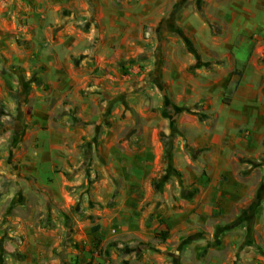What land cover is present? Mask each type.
I'll list each match as a JSON object with an SVG mask.
<instances>
[{
	"label": "crops",
	"instance_id": "1",
	"mask_svg": "<svg viewBox=\"0 0 264 264\" xmlns=\"http://www.w3.org/2000/svg\"><path fill=\"white\" fill-rule=\"evenodd\" d=\"M173 1L43 0L40 25H57L55 40L48 30L41 33L43 81L52 99L69 96L83 125L93 124L95 108L106 103L110 108L112 102L138 123L124 136L108 131L99 138L90 127L70 133L59 126L70 116H60V102L51 111L43 90L22 103L23 113L8 97L9 157L21 144L15 160L42 181L41 164L51 177L57 160L67 154L78 164L77 156L97 142L96 151L118 165L107 172L123 182V199L116 200L109 218L117 222L121 246L132 249L127 258L134 264H264V63L258 53L244 55L235 47L248 35H264V0H198L185 6H172ZM218 26L221 35L214 32ZM150 28L165 31L164 43L172 38L202 51L194 60L184 49V66L163 67L158 80L169 79L175 103L161 102L146 85L109 99L114 85L125 84L122 66L140 62L153 46L146 35ZM26 61L15 59L20 65ZM242 62L244 72L234 84ZM5 81L17 90L14 79ZM169 109L181 115L170 117ZM51 123L57 126L44 140L43 127ZM171 124L184 132L175 151L173 143L166 150L163 141H173ZM38 137L42 150L30 146ZM18 175L11 182L20 189V181H27L17 178L18 186ZM101 223V235L107 236V224ZM160 233L165 241H159Z\"/></svg>",
	"mask_w": 264,
	"mask_h": 264
},
{
	"label": "rangeland",
	"instance_id": "2",
	"mask_svg": "<svg viewBox=\"0 0 264 264\" xmlns=\"http://www.w3.org/2000/svg\"><path fill=\"white\" fill-rule=\"evenodd\" d=\"M42 1L0 0V264H134L132 259L127 258V255L132 256V249L121 246L118 232H113L118 229L117 222L109 218L116 207V200L123 199V182L116 180L114 176L110 179L108 174L112 168H118V165L113 158L107 159L96 151L97 142L92 143L91 151H83L80 157L77 156L78 164L69 160L67 154L66 158L57 160L51 177L46 178L48 167L41 164L39 169L44 174L41 175L42 181L32 173L23 172L20 161L15 160V154H18L16 151L21 149V144L15 148L12 157H9L11 147L4 138L8 120L6 116L10 111L6 106L10 101L8 97L16 102V108L23 113L22 103H28L30 95L31 100H36L39 91L43 90L51 111L59 102L64 106L59 109L60 116L70 118L59 126L61 131L70 133L90 127L93 134H99V138L100 134L108 131L124 136L138 123L133 121V117H126L122 106L114 108L115 103L112 102L110 108L107 103L95 108L93 124L83 125L78 116L81 110L70 104L69 96L61 100L52 99V93L48 92L49 88L43 81L47 66L41 59L42 47L46 45L42 42L41 33L42 29L48 30L53 33L55 40L57 25L54 28L52 25H40L43 21L42 12L39 11ZM196 1L198 0H175L172 6L178 2H182L184 6L187 3L195 4ZM164 32L146 29V35L152 37L153 46L141 53L140 62H127L122 66L124 72L121 77L125 84L114 85L108 92L109 99L116 101L122 94H126L128 88L138 86L142 89L146 85L161 102L175 103L176 97H171L172 92L167 91L169 79L158 80L163 67L174 69L176 65L184 66V49L192 53L194 60L198 59L196 56L202 51L191 42L181 45L174 43L172 38H165L164 43ZM214 32L221 35L223 29L218 26ZM246 41H243V45L241 41L235 46L236 52L241 49L244 55L258 53L260 61L264 63V35L257 32L248 35ZM47 43L50 46L51 42ZM16 58H26L28 64L20 65L15 62ZM195 63H189V68L195 69ZM239 66L234 84L244 72V62ZM148 74L151 75L147 79L150 82L147 81L146 84ZM7 78L15 80L17 90L14 92L11 91L10 84L5 83ZM168 111L165 114L170 117L181 115L176 109ZM55 126L52 123L45 125L44 136ZM182 129L178 124L170 125L168 133L176 134L173 141L170 137L163 138L166 150L171 143L173 151L176 150L180 134L184 133ZM185 133L187 137L190 136V133ZM40 137L30 143L33 149L42 150L44 142ZM168 160L169 158L164 162L168 164ZM15 173L19 174L15 177L18 186L23 183L20 189L14 188L16 184L11 182ZM19 177L27 183H19ZM104 221L107 224V236L101 235V222ZM96 227L99 228L98 231L94 230ZM164 236V233H160L159 241Z\"/></svg>",
	"mask_w": 264,
	"mask_h": 264
},
{
	"label": "trees",
	"instance_id": "3",
	"mask_svg": "<svg viewBox=\"0 0 264 264\" xmlns=\"http://www.w3.org/2000/svg\"><path fill=\"white\" fill-rule=\"evenodd\" d=\"M94 230H95V231H98V227H96ZM157 237H158V236H157ZM157 237H156V238H157ZM161 241H165V238L163 237V239H162Z\"/></svg>",
	"mask_w": 264,
	"mask_h": 264
},
{
	"label": "built area",
	"instance_id": "4",
	"mask_svg": "<svg viewBox=\"0 0 264 264\" xmlns=\"http://www.w3.org/2000/svg\"><path fill=\"white\" fill-rule=\"evenodd\" d=\"M115 233V231H113Z\"/></svg>",
	"mask_w": 264,
	"mask_h": 264
}]
</instances>
